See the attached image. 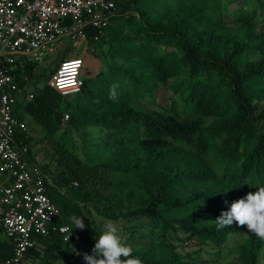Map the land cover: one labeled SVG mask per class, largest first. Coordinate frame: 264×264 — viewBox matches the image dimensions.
<instances>
[{
  "label": "trees",
  "instance_id": "trees-1",
  "mask_svg": "<svg viewBox=\"0 0 264 264\" xmlns=\"http://www.w3.org/2000/svg\"><path fill=\"white\" fill-rule=\"evenodd\" d=\"M239 1L116 0L105 34L96 41L97 31L88 32L92 55L76 95L39 87L38 64L16 58L13 73L33 94L23 93L21 117L45 134L50 162L42 168L62 213L58 230L38 237L47 264H86L83 254H92L104 230L96 218L127 223L118 228L125 244L149 235L132 252L143 264H203L179 246L221 251L246 231L215 223L232 202L264 186V0L232 8ZM97 44L104 61L92 74L93 59L102 57ZM163 86L172 92L170 108H148L143 101L155 102ZM29 131L25 142L35 160ZM71 131L80 136L81 156L60 141ZM73 216L83 218V230ZM63 225L74 232L70 243L59 232ZM263 249L264 240L250 232L238 259L260 264ZM14 251L0 232V263Z\"/></svg>",
  "mask_w": 264,
  "mask_h": 264
},
{
  "label": "built area",
  "instance_id": "built-area-1",
  "mask_svg": "<svg viewBox=\"0 0 264 264\" xmlns=\"http://www.w3.org/2000/svg\"><path fill=\"white\" fill-rule=\"evenodd\" d=\"M116 0H0V232L13 242L12 258L0 264H20L39 246V236H48L62 213L50 197L52 178L39 161L32 160L26 140L29 126L20 116L21 93L15 77L16 58L40 65L56 53L59 43L70 38L88 44V32L105 34L116 10ZM87 47V46H86ZM53 62L50 60L49 63ZM83 59L67 58L50 80L64 97L79 94L84 81ZM22 108V107H21ZM69 119L65 116L64 121ZM65 243L74 232L59 227Z\"/></svg>",
  "mask_w": 264,
  "mask_h": 264
},
{
  "label": "rangeland",
  "instance_id": "rangeland-1",
  "mask_svg": "<svg viewBox=\"0 0 264 264\" xmlns=\"http://www.w3.org/2000/svg\"><path fill=\"white\" fill-rule=\"evenodd\" d=\"M242 4V0L237 2L232 6V8H236ZM86 44L79 45L78 43L72 41L70 38H64L58 45V49L56 53H54L53 56L47 57L44 59V62L41 63L38 68V75H39V87L47 83L50 85V80L53 78L55 68L57 67L58 63L62 59L63 52L68 49V56L66 58H73V59H83L86 60L87 63H89V58L92 55L91 49H87ZM100 44H97V46L94 48L95 52H99L100 56L97 59H93L92 66H89V71L93 73H98L100 69L102 68V62L104 61V48L100 47ZM106 49V48H105ZM53 60V67L49 65V61ZM55 60V61H54ZM90 64V63H89ZM87 74L84 77L85 79H88L89 74ZM21 96H23V93H21ZM172 101V92L169 90L168 86H163L161 88V91L159 92V96L157 97L156 101L154 102L153 99L148 98L143 101V103L147 102V107L152 108V109H157L161 110L163 108H170ZM19 114L23 116V112H21V107H20V112L18 111ZM20 115V116H21ZM66 116V115H65ZM26 123H29V128L31 129L32 135H33V148L35 151V158L39 161L41 166L45 167L48 165L50 162V156L47 153L48 149V143L46 141H42L45 134L41 130V127H39L37 124L34 122H31V119L29 117H22ZM42 141V142H41ZM60 141H65L69 146H75L77 149V154L82 155V142L80 139V136L77 132L71 131L68 132L64 140ZM52 170H56L55 164H52ZM54 176V175H53ZM52 178V177H51ZM96 222L98 225L102 226L104 228V225L110 221H102L101 218H96ZM114 223V222H113ZM116 226L122 227L127 225V223L120 222V223H115ZM138 222H134V225H138ZM140 232L146 233L145 229H138ZM130 232H128L127 236L129 237ZM250 235V231L246 229V231L242 234H237L233 237H231L227 244L226 247L219 251L217 249H212L208 247H194L191 245L190 242H184L183 246H179L178 252L182 255H187V254H192L196 253V260L203 264H241L239 259H238V247L240 244H242ZM150 236L148 235L146 239H134L132 241L127 242L126 245L131 246L133 249L134 248H139L142 245H145L149 242ZM175 244H178V242H175ZM64 250L68 253V248L67 246L64 248ZM34 255V256H32ZM70 255V254H69ZM44 253V247L39 245L36 250L34 251V254H31L29 258H27L23 264H47L50 262L47 260L45 257ZM54 264H64L62 261H58ZM260 264H264V249L261 252L260 256Z\"/></svg>",
  "mask_w": 264,
  "mask_h": 264
},
{
  "label": "clouds",
  "instance_id": "clouds-1",
  "mask_svg": "<svg viewBox=\"0 0 264 264\" xmlns=\"http://www.w3.org/2000/svg\"><path fill=\"white\" fill-rule=\"evenodd\" d=\"M71 221L75 229L83 230L86 227L81 217L73 216ZM215 223L218 229L230 227L233 223L247 226L251 233L264 240V186L258 187L255 193L249 192L232 202L230 209L223 211ZM132 252L133 248L122 242L116 224L108 222L104 225L92 254L84 253L83 259L86 264H143L141 259L132 256Z\"/></svg>",
  "mask_w": 264,
  "mask_h": 264
}]
</instances>
